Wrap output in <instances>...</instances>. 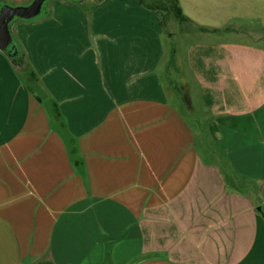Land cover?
Here are the masks:
<instances>
[{"label":"crops","instance_id":"1","mask_svg":"<svg viewBox=\"0 0 264 264\" xmlns=\"http://www.w3.org/2000/svg\"><path fill=\"white\" fill-rule=\"evenodd\" d=\"M125 1L14 34L27 69L0 52V264H264L261 36L229 16L168 61Z\"/></svg>","mask_w":264,"mask_h":264},{"label":"rangeland","instance_id":"2","mask_svg":"<svg viewBox=\"0 0 264 264\" xmlns=\"http://www.w3.org/2000/svg\"><path fill=\"white\" fill-rule=\"evenodd\" d=\"M31 1L16 2L13 0H2L0 1V6L2 4L24 6ZM53 1L48 0L45 6L49 5V8H51ZM62 1L65 3H62ZM98 2L100 0H57L53 6L56 12V16L53 19L47 20L49 22L41 23L32 22H36L44 16L34 21L15 20L11 24L12 34L18 37L22 35L21 33H25L33 26L45 28L64 27L81 31L94 28L98 25L109 27L110 20L107 16H104L102 19L97 17L100 16L98 12L105 13V7L110 4L107 2L105 5H101L102 3ZM129 2H135L137 9L134 4ZM173 3L174 0H130L121 2L118 6L123 7L122 4L125 6L131 5L127 12L134 14L135 24L137 25L143 24L148 18L143 12H139L138 9L144 11V13L150 12L152 22L159 20L162 23V27L160 25L161 28L165 29L166 32L173 33V36L168 37L164 44L166 48L165 55L168 61L170 60L169 58L176 59V61L179 60V62L181 59L185 61L188 59L189 50L192 48L196 51L198 47L200 48L207 43H214L216 40H221L222 38L232 39L227 33L208 35L198 31V28H202L199 25L220 26L224 19L225 21L229 20V16L232 17L231 23L235 27L241 26L244 32L251 31L255 35H260L262 39L255 43L264 48V0H182L179 4L181 5L183 14L191 18L187 22H181L176 18L172 9ZM179 4L177 3V6L180 9ZM125 15L121 14L123 17ZM221 31L223 32V30ZM243 40L247 42L253 41L249 36H246ZM177 76L178 74L172 67L169 75L167 74L166 76L164 74V78L167 80L174 77L176 81ZM52 122L54 123L53 120ZM210 146L213 145L211 144ZM203 148H200V153H203ZM213 149L216 152L215 146H213Z\"/></svg>","mask_w":264,"mask_h":264},{"label":"water","instance_id":"3","mask_svg":"<svg viewBox=\"0 0 264 264\" xmlns=\"http://www.w3.org/2000/svg\"><path fill=\"white\" fill-rule=\"evenodd\" d=\"M48 0H32L24 6H0V52L15 65L21 55L20 45L14 38L11 24L15 20L34 21L46 14Z\"/></svg>","mask_w":264,"mask_h":264},{"label":"trees","instance_id":"4","mask_svg":"<svg viewBox=\"0 0 264 264\" xmlns=\"http://www.w3.org/2000/svg\"><path fill=\"white\" fill-rule=\"evenodd\" d=\"M2 1V0H0ZM174 5H172L173 12L176 15V18L180 20L181 22H187L188 19L182 14L181 10L177 6V2L174 0ZM204 30V29H202ZM16 66L22 68V69H27L26 61L25 58L20 55L18 62L15 63Z\"/></svg>","mask_w":264,"mask_h":264}]
</instances>
